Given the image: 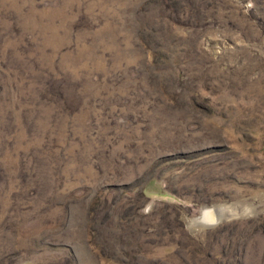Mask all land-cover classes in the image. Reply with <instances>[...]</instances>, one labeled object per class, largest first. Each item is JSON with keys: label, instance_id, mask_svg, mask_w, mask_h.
<instances>
[{"label": "rangeland", "instance_id": "1", "mask_svg": "<svg viewBox=\"0 0 264 264\" xmlns=\"http://www.w3.org/2000/svg\"><path fill=\"white\" fill-rule=\"evenodd\" d=\"M0 264H264V0H0Z\"/></svg>", "mask_w": 264, "mask_h": 264}, {"label": "bare ground", "instance_id": "2", "mask_svg": "<svg viewBox=\"0 0 264 264\" xmlns=\"http://www.w3.org/2000/svg\"><path fill=\"white\" fill-rule=\"evenodd\" d=\"M222 216V213L216 209H210L206 207L204 213L199 217L193 218L190 221L191 226L195 227L198 225H211L214 221L219 220Z\"/></svg>", "mask_w": 264, "mask_h": 264}]
</instances>
